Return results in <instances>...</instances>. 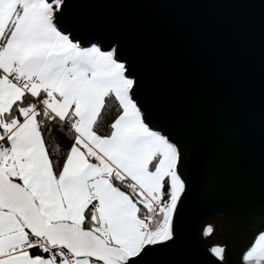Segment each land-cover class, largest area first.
Instances as JSON below:
<instances>
[{
	"label": "snow or ice",
	"instance_id": "snow-or-ice-1",
	"mask_svg": "<svg viewBox=\"0 0 264 264\" xmlns=\"http://www.w3.org/2000/svg\"><path fill=\"white\" fill-rule=\"evenodd\" d=\"M104 2L0 0V264H163L205 151L218 180L220 146L156 99L126 35L94 22ZM258 182L264 193V129ZM232 225L196 223L200 264H264V211L236 240Z\"/></svg>",
	"mask_w": 264,
	"mask_h": 264
},
{
	"label": "water",
	"instance_id": "water-1",
	"mask_svg": "<svg viewBox=\"0 0 264 264\" xmlns=\"http://www.w3.org/2000/svg\"><path fill=\"white\" fill-rule=\"evenodd\" d=\"M94 22L122 31L148 68L156 99L195 114L209 140L220 146L208 184L203 152L181 208L177 244L159 259L182 252L200 264L195 225L210 214L228 216L233 240L250 220L259 222L264 193L258 158L264 129V7L248 0H108L90 6ZM247 168L253 180L241 177Z\"/></svg>",
	"mask_w": 264,
	"mask_h": 264
},
{
	"label": "trees",
	"instance_id": "trees-1",
	"mask_svg": "<svg viewBox=\"0 0 264 264\" xmlns=\"http://www.w3.org/2000/svg\"><path fill=\"white\" fill-rule=\"evenodd\" d=\"M61 143H62V144H66L67 141H66V140H62ZM61 151H62V149H61Z\"/></svg>",
	"mask_w": 264,
	"mask_h": 264
}]
</instances>
